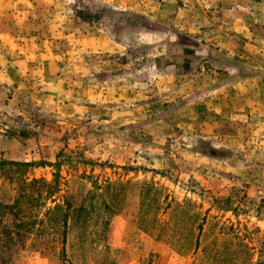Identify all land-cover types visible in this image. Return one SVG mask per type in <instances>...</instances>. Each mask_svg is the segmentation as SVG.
I'll return each mask as SVG.
<instances>
[{
  "label": "rangeland",
  "instance_id": "rangeland-1",
  "mask_svg": "<svg viewBox=\"0 0 264 264\" xmlns=\"http://www.w3.org/2000/svg\"><path fill=\"white\" fill-rule=\"evenodd\" d=\"M105 1L148 18L0 0L1 252L11 264H264V0ZM27 216L49 235L17 242ZM188 228L196 253L176 236Z\"/></svg>",
  "mask_w": 264,
  "mask_h": 264
},
{
  "label": "trees",
  "instance_id": "trees-1",
  "mask_svg": "<svg viewBox=\"0 0 264 264\" xmlns=\"http://www.w3.org/2000/svg\"><path fill=\"white\" fill-rule=\"evenodd\" d=\"M41 181L39 180H34L30 183L33 184H37L40 183ZM43 184L45 186H47V188H49V184H47V182L42 181ZM0 203L1 208H6V206ZM55 210L56 209H61L60 206L55 205ZM70 207V206H69ZM80 211L83 209L82 207L78 208ZM4 211V210H3ZM49 212H51V210H49L48 212H45V214H49ZM8 212L5 211L3 212V214H1V216H7ZM41 216H43V214H40ZM36 216H34L35 218ZM40 217V216H39ZM38 217V218H39ZM68 214L65 213L61 216V220L60 222L62 223L63 226V232H62V236H63V240L65 241L68 237V232L66 231V225H67V220H68ZM32 217L31 216H27L25 217V220L22 218V220H20L16 225V228L14 229V231L11 232V235H13V237H15L16 241L19 243H25L26 237L29 238L30 235H33L37 240H41V238L45 235L48 234L49 232L47 231V228L44 227V221L42 220V218H40L39 220L35 219V220H31ZM22 221V222H21ZM54 221V220H52ZM165 229H163L164 231ZM5 233H7L8 231H4ZM3 232V233H4ZM9 235V232L7 233ZM49 235V234H48ZM176 236H178L179 240H181V242H183V246L185 247V245L189 246L190 252L193 251V253H196L199 249V242H198V238L195 236L193 228H188L183 232H180V234H176ZM14 239V240H15ZM34 242L32 247H37L39 244H37V242ZM194 241V242H193ZM193 242V243H192ZM51 243H54V238H52ZM45 249H54V248H50L49 246H45ZM109 249V248H108ZM36 250H39L38 248H36ZM64 252V249H62ZM181 252V250H178V252ZM204 251V250H202ZM108 253V252H107ZM0 264H11V262L9 261V257L7 258V256H5L1 250H0ZM108 264H117L116 261L114 259H111L109 261Z\"/></svg>",
  "mask_w": 264,
  "mask_h": 264
},
{
  "label": "crops",
  "instance_id": "crops-1",
  "mask_svg": "<svg viewBox=\"0 0 264 264\" xmlns=\"http://www.w3.org/2000/svg\"><path fill=\"white\" fill-rule=\"evenodd\" d=\"M90 2H94L95 4V7H97L98 9H100V13H101V23H105V24H108L107 22H105L106 20V16L103 14V9H109V10H112L114 13H118V14H121L124 18L125 17H128L130 19H134V18H137V17H145V18H148L147 16H145V14L141 13L140 11L138 10H130V8H123L121 6H113V5H110V3L106 2L105 0H90ZM89 3V1H88ZM90 8V7H89ZM150 19V18H149ZM135 20V19H134ZM122 22V21H121ZM133 24L132 25H129V23L125 26L124 25V29H123V33H121V35L119 36H116L115 38L118 40V42H123V43H126V39H128L129 37H134L136 35V32L138 31V28L136 26V23L135 21L132 22ZM118 24V22H117ZM123 24V23H122ZM119 25V24H118ZM129 25V26H128ZM205 51L203 50H197L196 52H193L195 56H197L199 53H204ZM192 54V56H194ZM166 57H173L172 55L171 56H166ZM166 60H168L166 58ZM159 65V66H158ZM172 65L171 63V60L169 61V64L167 63L166 65H163V66H160V64H156L155 63V67H160V68H164V66L166 67H170ZM172 67V66H171ZM175 70L173 71L175 74H178V69L174 68ZM169 71V70H168ZM187 71L184 69L183 71H181L182 74L186 73ZM242 78V77H241ZM247 78H245L246 80ZM234 81H232L233 83ZM248 83L247 81H244V79L239 82L238 84H242V83ZM246 83L241 86V87H244L246 85ZM228 84V83H226ZM230 84V83H229ZM222 86H225V85H222ZM246 87V86H245ZM258 102H260V105H264V99H257ZM258 102L256 104H258ZM254 103V105H256ZM247 105V104H246ZM248 105H251V104H248ZM253 105V104H252ZM259 105V104H258ZM262 115V114H261Z\"/></svg>",
  "mask_w": 264,
  "mask_h": 264
}]
</instances>
